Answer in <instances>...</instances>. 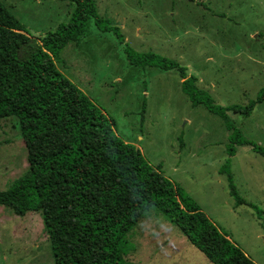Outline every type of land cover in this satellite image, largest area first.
I'll return each mask as SVG.
<instances>
[{
  "label": "rangeland",
  "instance_id": "1",
  "mask_svg": "<svg viewBox=\"0 0 264 264\" xmlns=\"http://www.w3.org/2000/svg\"><path fill=\"white\" fill-rule=\"evenodd\" d=\"M40 39L67 24L69 0H0ZM97 14L122 37L102 34L94 18L79 44L60 52L56 68L106 117L115 134L180 187L205 216L255 264H264V156L233 144V127L182 92L180 72L129 64L125 46L184 68L214 105L245 106L264 88V0H93ZM235 129L264 150V100L251 114L228 112ZM26 149L13 118L0 121V190L26 168ZM229 173L240 198L229 195ZM223 171V172H221ZM130 264H212L157 208L129 237ZM0 264H55L41 211L15 215L0 205Z\"/></svg>",
  "mask_w": 264,
  "mask_h": 264
},
{
  "label": "trees",
  "instance_id": "2",
  "mask_svg": "<svg viewBox=\"0 0 264 264\" xmlns=\"http://www.w3.org/2000/svg\"><path fill=\"white\" fill-rule=\"evenodd\" d=\"M69 1L74 8L68 23L40 39L0 1V121L14 119L27 152L25 172L0 190V205L17 216L41 211L55 264H130V232L150 208L166 215L210 263L255 264L160 167L121 140L113 121L56 68L62 49L89 34L92 18L102 34L112 32L122 43L118 28L99 17L93 0ZM123 52L131 65L179 71L192 105H203L233 127L231 156L233 144L251 145L264 156L228 116L248 117L264 100V88L243 107L214 105L175 61L127 45ZM221 170L235 204L254 208L237 194L228 161Z\"/></svg>",
  "mask_w": 264,
  "mask_h": 264
},
{
  "label": "crops",
  "instance_id": "3",
  "mask_svg": "<svg viewBox=\"0 0 264 264\" xmlns=\"http://www.w3.org/2000/svg\"><path fill=\"white\" fill-rule=\"evenodd\" d=\"M85 38V37H84Z\"/></svg>",
  "mask_w": 264,
  "mask_h": 264
}]
</instances>
